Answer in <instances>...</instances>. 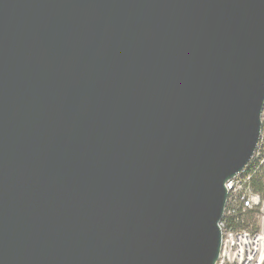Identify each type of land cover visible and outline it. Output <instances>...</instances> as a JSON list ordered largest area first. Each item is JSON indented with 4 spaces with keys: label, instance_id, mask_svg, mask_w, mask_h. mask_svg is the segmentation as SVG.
Masks as SVG:
<instances>
[{
    "label": "water",
    "instance_id": "1",
    "mask_svg": "<svg viewBox=\"0 0 264 264\" xmlns=\"http://www.w3.org/2000/svg\"><path fill=\"white\" fill-rule=\"evenodd\" d=\"M264 109V0H0V264H216Z\"/></svg>",
    "mask_w": 264,
    "mask_h": 264
},
{
    "label": "built area",
    "instance_id": "2",
    "mask_svg": "<svg viewBox=\"0 0 264 264\" xmlns=\"http://www.w3.org/2000/svg\"><path fill=\"white\" fill-rule=\"evenodd\" d=\"M262 123L260 140L250 163L226 182L228 197L220 222L223 241L216 264H264V232L252 222L264 206L263 195L254 187L264 168V109Z\"/></svg>",
    "mask_w": 264,
    "mask_h": 264
},
{
    "label": "trees",
    "instance_id": "3",
    "mask_svg": "<svg viewBox=\"0 0 264 264\" xmlns=\"http://www.w3.org/2000/svg\"><path fill=\"white\" fill-rule=\"evenodd\" d=\"M255 190L262 195L264 194V168L261 169L259 175L254 181Z\"/></svg>",
    "mask_w": 264,
    "mask_h": 264
},
{
    "label": "rangeland",
    "instance_id": "4",
    "mask_svg": "<svg viewBox=\"0 0 264 264\" xmlns=\"http://www.w3.org/2000/svg\"><path fill=\"white\" fill-rule=\"evenodd\" d=\"M263 198H264V194H263ZM262 210L257 212L258 216L255 217V219L252 220V222L254 223L256 229L259 230H264V206L261 207Z\"/></svg>",
    "mask_w": 264,
    "mask_h": 264
},
{
    "label": "crops",
    "instance_id": "5",
    "mask_svg": "<svg viewBox=\"0 0 264 264\" xmlns=\"http://www.w3.org/2000/svg\"><path fill=\"white\" fill-rule=\"evenodd\" d=\"M262 232H264V230H261Z\"/></svg>",
    "mask_w": 264,
    "mask_h": 264
}]
</instances>
